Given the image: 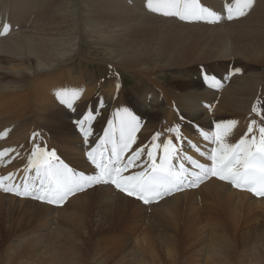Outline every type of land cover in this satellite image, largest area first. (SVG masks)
<instances>
[{
	"label": "bare ground",
	"instance_id": "bare-ground-1",
	"mask_svg": "<svg viewBox=\"0 0 264 264\" xmlns=\"http://www.w3.org/2000/svg\"><path fill=\"white\" fill-rule=\"evenodd\" d=\"M80 1H84V4L80 3L82 12L89 11L90 14L86 13L89 20H97V23L96 27L93 28H90L86 24L84 28H80L78 31L88 33V36L94 37L102 31L105 32L100 34L99 37L105 38L107 32L132 30L131 26L124 25L130 18L132 11L143 9L142 6H135L131 11L123 0H94L92 7L87 5V2L91 0ZM240 1L243 3V0ZM252 2L250 7L253 9L251 11L254 10L253 16L258 15V17H255L253 20L246 19L230 23L235 27L241 28V33L244 34L241 39L247 41L244 45L237 47L236 54L228 51V32L225 28L214 27V25L207 26L202 23H193L192 21L184 22L188 24H176L183 26L185 30L184 35H191L193 39L200 41V52L202 54H204V48H206L210 53L207 57L213 58L214 61H217V65L223 68H225L223 63H228L234 58L246 61V58L261 61L264 59V0L257 6L255 3L253 6ZM211 3L214 6L219 5L217 0H211ZM161 13L162 11L159 10V14ZM137 16L139 17L132 18L139 19L140 17H146V15ZM150 18L155 21L162 20L163 22H168L166 19ZM122 23L123 27H121ZM168 23L175 24L174 22ZM154 24L156 23L152 22L151 26ZM35 26L33 29L23 30L21 34H15L12 36L13 38L10 36L12 40H5L1 43L3 38L0 39V51H2L0 55L5 57L3 63L0 64V76L1 78L10 77L14 80L11 81L10 85L5 86L3 91L5 93H1L2 95H0V178L8 177L11 174L9 179L0 181V191L3 192L9 186L12 189L11 194L16 197L19 196L21 202L30 203V205L38 204L44 212L43 216L58 213L59 216L65 219L63 222L66 224H70L68 220L72 216L69 215L73 214L74 211L83 216L97 208L101 215L99 219L104 221L108 218L109 223H113L111 218H109L113 208L116 215L123 216V213L130 210V208L133 209L132 211H135L142 208V205H139L135 200H133L135 203L128 201L130 198L128 195H125L122 191L115 190L113 184L104 181H100L96 189H92L93 186H87L82 191L69 196L67 203L62 208L22 197L21 194H17L16 190L18 189L21 193L22 186H35L31 183L33 179L41 177L42 173H44L43 171L37 172L35 164L31 167L29 166L30 157L34 162L40 159L31 155L30 151L36 148L41 151L44 149V145H46L48 150L52 148L57 153V156L53 158L54 163L67 165L70 169H72V165L77 166L80 174L84 176H96L98 173L93 168L87 155L89 152H92L104 160L115 163L114 165L116 166L124 164L126 166L124 176H129L144 172L150 165V159L147 154L148 150L150 149L153 155L158 157L160 147L154 148L152 145L157 144L161 146L164 139L168 138V141L171 140L172 142L170 147L173 148L175 153L171 160L179 161L182 165L188 162L192 163V159L190 161L185 159V157L197 158L198 154L207 150L211 143L210 137L206 135L209 130L201 129L206 125L214 127V112L217 108H215V105L212 107L211 102L214 103L213 101L216 99V96L220 95L221 97L217 101L220 102L222 111L225 114L234 115L238 119L240 114H245L251 110V107L249 108V100L258 90L260 79L262 78L259 77L258 72L247 68L245 77L242 78L241 76L234 81L232 77L230 83L225 88L213 90L211 86L217 84L220 87L222 84V80L219 79H221V75L223 74L220 72H223V70L220 69V72L214 73V69H212L213 71L210 74L205 75L206 85L204 86L198 68L194 71L182 70L179 68L183 65L179 61H175L177 48L182 54L188 46L183 33H180V31L174 32L175 30L168 28L167 25L159 26L156 24L151 29H146L149 32V38L151 37L149 50L153 55L142 58L138 51L136 53L126 51L121 57L115 56V59H118L120 64L127 65L135 75L139 74L140 78L136 84L137 87H141L144 84L145 78L143 76L152 81L153 87L144 86L139 90H135L133 94L129 91L126 99L120 98V96H123L122 93H125L123 90L119 91V95L117 92L114 94V90L116 89L113 87L109 98L102 102L105 95L102 80L108 78L109 82L112 83L117 77L112 74L111 76L96 77L93 73L86 70L87 68H84L83 71H77L78 73L76 74L74 68H64L62 65L66 64L70 57H72L70 53L73 51L72 48L77 45V42L65 41L63 38L58 41L56 39H48L45 37L49 34L46 33L49 31L48 28H42L43 31H37L39 28L36 29ZM72 27L75 28V24ZM202 27L206 28V30ZM1 28L2 26H0ZM215 28L217 29L215 30ZM24 33L31 34L24 35ZM4 35L5 33L0 30V36ZM113 35L124 36V34ZM81 36L82 33L79 36H75L74 40H77V37L83 38ZM109 39L112 38L109 37ZM79 48L78 46L77 49ZM147 52L149 51L147 50ZM190 53L191 46H189L188 50V54ZM241 53L246 58L240 56ZM151 61L157 62L150 67L137 68V66L144 63H151ZM214 61L207 60L206 62ZM130 65L133 67H130ZM169 65L171 67L167 70L175 69V74L171 75V80L166 83L159 80V74L156 70L167 68ZM99 78H101L100 83L102 85L101 87H97L96 90L100 100V102L96 101V104L101 103V114L91 124L85 123L81 111L76 110L70 121H72L76 129L80 128L84 129V131L77 133L78 136L83 138L82 140H74L75 135L71 133L72 127L69 123L70 116L68 113L73 111L76 102L80 98L89 93L87 87H91L90 84H96ZM230 78L227 75L224 76L225 80ZM91 89L94 90L95 86L91 87ZM182 91L183 93H181ZM261 91V93H264L263 87H261ZM126 112L135 116L137 122L141 117H148L146 123H143L144 126L136 128L135 139L131 143V146L126 151H121L122 142L119 123L120 118H123ZM248 116L250 115L248 114ZM261 119L259 120L261 121ZM19 120H21L20 123L18 122ZM236 121L238 122L236 124H239L238 134L243 129L242 132L245 136H248L250 133L249 130L246 132V129L250 127L241 125L253 122L256 126L260 123L256 119H247L246 117ZM200 131L206 134H202L200 135V139H196ZM235 131L234 129L228 130V134L224 140L228 142L233 141L231 135ZM50 132L56 137V140L50 137ZM56 133H58V136ZM85 133H88V135L86 136ZM156 134H159V136L153 141V136ZM185 136L194 141L193 148L188 153H182L178 143V137ZM260 139L255 140L257 145ZM236 140H238L237 134L234 142ZM113 141L115 142L119 160H117L116 155H113ZM137 150L141 151L138 156L133 158ZM39 153L37 152V156ZM129 160L132 162L129 163ZM77 167H73L74 169H72L74 174L78 173L75 170ZM2 192H0V196L4 195ZM198 198L204 199V204H207L206 208L208 212L204 219H202L198 208L193 205V200ZM169 199L170 201L166 203ZM157 201L159 204L154 205V207L152 206L153 212L159 214L161 217L167 216L174 224L171 225L166 220L161 222L172 227L171 230L173 228L176 229L169 236L163 233L160 234V232L157 233V231L158 235L152 234L150 232L151 229L142 233L140 232L141 235L134 237L135 243L131 241V246H128V243L124 241H117L114 243L115 246L108 243L110 247L118 251L120 250L121 254L125 251L122 255L124 258H127L125 256L127 248H130L129 251L136 249L137 259L135 264H149L148 261L156 257L153 250L155 248H163L167 252V257L165 258L169 259L171 264H174L175 259L180 257L178 255V248H180L182 253L186 251L190 252L187 254L188 257L184 264H200L201 255L212 244L209 252H205L207 253L206 260L210 261V263L232 264L238 251V258L235 264H264V255H262L261 250L253 249V253H251L248 248H244L242 245L238 247L233 244L237 241L233 236L236 235L238 230L241 232L246 227L244 223L245 218L249 220V224L253 221L252 225H256L254 210L261 209L264 214V196L256 198L246 192L235 190L224 179L209 178L208 181L196 190L183 191L182 193L177 192ZM161 202H165L166 204L162 205ZM197 202L199 203V201ZM144 209L146 210V208ZM183 210H185L184 215L182 219H179V224L176 226L178 214ZM30 221L27 220L28 223ZM19 222L18 226L26 223L25 220ZM39 222H42L44 224V226L42 225L43 229H46L45 226L48 223L41 220ZM80 225L85 229L86 223L84 221H81ZM80 225L76 228L81 229ZM216 225L223 226L224 230L222 231V228H220L222 232L220 230L218 232L207 231L206 226L211 227L212 230ZM254 227L252 226L248 231H258ZM40 228L32 231V233H35L34 236H30L26 240L23 239L26 245L33 244V241L39 239L43 243L46 241L44 238L46 233ZM52 233L54 234V239L57 240V246H61L62 243L73 239L75 230L71 231L69 229L68 232H65V229L55 225L54 229L52 228ZM245 233L246 230L242 231V238H245ZM255 236H257L256 239L258 240H264V229L260 234H256ZM42 237L44 239H41ZM212 239H214V243H210L209 246L203 244L207 240ZM194 245H196L195 248H193ZM120 258L124 261L122 257Z\"/></svg>",
	"mask_w": 264,
	"mask_h": 264
},
{
	"label": "rangeland",
	"instance_id": "rangeland-1",
	"mask_svg": "<svg viewBox=\"0 0 264 264\" xmlns=\"http://www.w3.org/2000/svg\"><path fill=\"white\" fill-rule=\"evenodd\" d=\"M180 1L182 2V4H180L179 9L161 8L160 11H162V13L158 14L159 11L152 10L153 8L157 7L158 0H123L127 8L131 11L135 6L137 7L142 6L143 9L138 11H132L130 18L127 20V23L124 25V26H131L132 30H128V31L120 30L112 33L107 32L106 33L107 35L104 38V37H99V35L103 34L105 31L98 33L96 37L88 36V33H83L81 31H78L80 28H84V25L86 24H88L90 28H93L96 27V23H97V20H89L88 16L86 15V13L90 14L89 11L82 12L80 5L84 4V1L79 2V0H0V26H2L0 30H2V32L5 33V35L1 36L0 39L3 38L1 43H3L5 40L8 41L12 40L11 37L14 36L15 34H21L25 29H31V28L33 29L34 26L36 25L35 28L36 29L39 28L37 31L39 30L43 31L42 28H48L49 31H47L46 33L49 34L45 36L48 39H53V40L56 39V41H58L59 39L63 38L65 39V41H73V42L76 41L77 45H75V47L72 48L73 51L70 53L72 57H70L69 61L66 64H63L62 66L64 68H70V69L74 68V70H76V74L78 73L77 71H83L84 68H87L86 70H88L90 73H93L94 76L96 77L105 76V75L111 76V74L116 76L117 79H115L114 82L112 83L109 82L108 78L102 80L105 90L104 99L102 101L104 102L109 98L110 92L113 87L116 90H120V91L123 90L125 92L124 94L122 93L123 96H120L121 99H126L127 93H129V91L133 94L135 90H139L144 86L153 87L152 81L145 76H143L145 78L144 84L141 87H137L136 84L138 83V79L140 78L139 74L135 75L133 72L130 71L131 68H128L127 65L120 64L118 62V59H115V56L121 57L126 53V51L133 53H136V51H138L141 54L140 56H142V58H147L148 56L153 55L149 50L151 45L150 43L151 37L149 38L148 36L149 32H147L146 29L147 28L151 29L156 24L159 26L167 25L168 28L174 29L175 30L174 32L180 31V33H183L186 44L188 45L186 47V50L182 54L180 53V50L178 48L176 50L177 53L175 55V61L176 62L179 61L183 65L179 69L194 71L195 69L198 68V70L201 73L204 86L206 85L205 75L210 74V72L213 71L212 69H214V73L220 72V69L223 70V72L227 70L236 71L239 70L240 66H242V67H246V69L250 68L253 71L255 70L256 72H258L259 77H262L261 78L262 80L260 79V85L258 87V90L255 92V93L258 92L256 95H258L259 97V105L255 108V112H259L264 116V95H263L264 93H261L262 92L261 87L264 88V59L261 61L250 60L241 53L240 56L246 58L247 61L241 60L239 58H234L231 59L228 63L227 62L223 63V66L225 68H223L220 65H217V61H214L213 58L207 57L209 56L210 53L206 48H204V54L200 52V48H201L200 41H198L197 39H193V36L191 35H184L185 30L183 26L176 24V23H183V24H188V23H184L172 19L171 15L175 9L180 13L184 14V3L185 2L191 3V0H180ZM93 2L94 0L88 1L87 5L89 7H92ZM197 2L200 7L211 11L212 13H214V15L220 13L219 14L220 17L225 19V15L221 12V10L224 7L219 8L222 2L219 3L218 1L219 5L217 6L212 5L211 0H197ZM260 3H262V0H255L256 6ZM149 4H151V7H149ZM241 11H243L244 14L238 15V13ZM90 12L92 13V11ZM165 12L171 14L165 15L164 14ZM239 12L232 19L225 20L224 23L220 22L217 24V22L214 19L212 20L197 19L196 22L197 23L205 22L204 25L207 26L214 25V27L219 26L225 28L226 31L228 32V51H230L232 54H236L237 47L244 45L247 41L241 39L244 36V34L241 33V28L235 27L230 23L244 21L246 19L253 20L255 17H258V15L253 16L254 10L252 11L253 13L251 16H248V12L244 8H242ZM137 15L140 16L146 15V17L144 16V17H140L139 19H134L135 17H139ZM214 15H212L213 16L212 17L211 15H208L207 12L203 14L205 18H214ZM147 16L154 17L155 19L158 18L166 19V21L174 22L175 24L172 25V23L163 22L162 20L155 21ZM189 20L193 21L194 18L189 17ZM83 21L85 22V24ZM152 22H155L156 24L151 26ZM25 24L27 25L25 26ZM73 24H75V28L72 27ZM15 27L17 28V30H15L16 29ZM121 27H123V23ZM203 29L206 30V28ZM216 29L217 28H215V30ZM79 33L80 34L82 33L81 37L83 38L77 37V40H74L75 36L80 35ZM25 34H31V33H24V35ZM113 34H124V36L113 35ZM109 37L112 39H109ZM78 46L80 47L79 49H77ZM189 46H191L190 54H188ZM147 50L149 52H147ZM4 58L5 57L3 55L2 56L0 55V64L3 63ZM207 60L214 62H206ZM156 62L151 61V63H144L140 66H137V68L150 67ZM246 63L248 66L246 65ZM130 67L133 66L130 65ZM170 67L171 66L169 65L167 68L156 70L159 74V80L166 83H168L171 80V75L175 74L174 71L175 69L167 70ZM156 71H147V72H156ZM204 71H206L207 73ZM240 77L241 75L235 74V76H233V81ZM100 79L101 78H99L96 84H90L91 87L95 86L94 90L91 89L90 86L87 87L89 93L85 94L82 98H80L76 102L73 111L68 113V115L70 116L69 123L72 127L71 133L75 135L74 140H78V141L82 140L83 138L81 136H78L77 133H82L84 131V129H80V128L76 129L75 125L72 123V121H70V118H73V114L76 112V110L81 111V114H83L84 116L85 123L87 122L91 124L94 123L101 114V110H100L101 103L96 104V101L100 102L99 94L97 95L96 93L97 87H101L102 85V83H100ZM11 81L14 80L10 77L1 78L0 76V89H2L0 90V95H2L1 93H5L3 92L4 88L6 85H10ZM226 85L227 84L223 86ZM181 93H183V91ZM219 97L221 96L219 95ZM219 97L217 95L216 99L214 100L215 108H217L216 111L214 112V116L216 119H218V120H214L215 121L214 127L222 123L227 124L225 123L226 118L241 120L244 119V117H246L248 119L249 117L248 114L251 116L249 118L256 119L257 122L258 123L260 122L259 124L262 127H264L263 124L264 121H262L264 120V117H260L259 115H257V117H254L255 114L250 108L251 104H249V108L251 110L249 109L250 111H248L245 114H240L237 119L235 118L234 115L225 114L222 111L220 102L217 101ZM147 117L145 118L147 119ZM259 119H261V121ZM18 122L20 123L21 120H19ZM143 123L145 124L146 121H144ZM236 125L237 127L239 126V124ZM229 128L230 127H228V130H230ZM238 132H239V128L237 131H235L234 134H237ZM56 135L58 136V133H56ZM50 137L53 140H56V137L52 133L50 134ZM259 138H261V136H259ZM44 148L47 149V146L44 145ZM46 152H48V150H46ZM73 167H77V166L72 165L71 168L74 169ZM75 170L78 171L77 174H80V170L78 167ZM98 184L99 182L97 183V185ZM96 186L92 187V189H96ZM2 193H4V195L0 196V264H135L137 259V252H135L136 249H132V251H129L130 248H127L125 255L127 256V258L126 257L124 258L122 255L125 253V251L122 252L121 254L120 250L118 251L117 249L110 247L108 243L114 245V243H116L117 241L120 242L124 241L128 243L127 244L128 246H131L130 243H132L131 241L134 242V237L141 235L142 232L148 229H151L150 232L152 234L158 235L157 233L160 232V234L163 233L168 236L170 235V233H173L174 230L176 229L173 228L171 230L172 227L161 222L163 220H166L171 225H173L174 224L173 221H170V219L167 216L161 217L159 214L153 212L152 206L154 207V205H158L159 203L151 204V205L141 204L142 208L135 211H132L133 209L130 208V210H127L123 213V216L116 215L114 213V208H113L109 216V218H111L113 223H109L108 218L104 221L99 219L101 215H100V211H98L97 208H95L96 210H93L91 213L83 216H81L78 212L74 211L73 214L69 215L72 216L71 219L68 220L70 224H66L63 222L65 219L59 216L58 213H55V215L48 214L47 216H43L44 212L42 211V208L38 206V204L30 205V203L21 202L19 196L16 197L12 195L11 191H9V193H6V191L3 190ZM198 199L193 200V205L198 208V211L201 214L202 219H204L206 213L208 212L206 208L207 204L206 205L204 204L203 202L205 201L204 199L202 200L201 198ZM133 200L134 199L129 198L128 201L134 202ZM169 201L170 199L167 200L166 203H168ZM197 201H199V203ZM166 203L161 202L162 205ZM136 204L138 205V203ZM144 208H146V210ZM184 212L185 210H183L178 214V223L176 224V226L179 224V219H182ZM260 212H262L261 209L254 210V218L256 225H252L253 221L250 222L249 224V220H246V218L244 219V223L246 225L243 223V226L245 225L246 227L244 226L245 229H242L241 232L238 230V232L236 233L235 231L236 235L233 237L237 239V241L234 242L233 244H235L238 247L239 245H242V247L248 248L249 252L251 253H253V249L261 250L262 255H264V240H258L256 239L257 236H255L256 234H260L264 229V223H263L264 214L263 212L262 213ZM21 220H25L26 223L18 226L20 224L19 221ZM27 220H31V221L28 223ZM39 220L48 223V225L45 226L47 230L43 229L44 224L42 222H39ZM81 221H84L86 223L85 229H83V227L80 225ZM55 225H58L63 229H65V232H68L69 229L71 231L75 230V235L73 236V239L70 240L69 242L62 243L61 246H57V242H56L57 240L54 239V234L52 233V228L54 229ZM78 225H80L81 229L76 228ZM250 225L255 226L254 228L257 229L258 231H248L250 228H252V226L250 227ZM39 228L42 231H45L46 234L44 233L45 234L44 238L46 241L43 243V241L40 242L39 239L33 241V244L26 245L23 239L26 240V238H29L30 236H34L35 233H32V231L33 230L36 231ZM206 228L208 229L207 230L208 232L211 231L218 232L219 230L220 232H222L224 230L223 229L224 227L223 226L220 227V225L214 226L212 230L211 227L209 226H206ZM220 228H222V231ZM244 230H246L245 238H242L241 233ZM138 232L141 233L139 234ZM238 236L240 237L238 238ZM44 238L42 237L41 239ZM210 243H214V239L207 240V242L203 244L209 246ZM195 247L196 245L193 246V248ZM210 248H212V244H210V246L206 249L205 252L208 253ZM153 251L156 254L155 256L157 258L156 257L154 259L152 258L151 261H148L149 264H171L169 259L165 258L167 257L166 255L167 252L165 249L155 248ZM179 251L180 248H178V255L180 257H178L177 255L178 258L175 259L174 264L186 263V259L188 257L187 254L190 253L188 251H186L185 253H182L180 251L181 252L180 253ZM205 252L200 257L201 258L200 264L203 263L213 264L212 262L210 263V261L206 260L207 253ZM120 257H122L124 261H122ZM237 258H238V251L236 252V255L234 257V262L232 264H235Z\"/></svg>",
	"mask_w": 264,
	"mask_h": 264
},
{
	"label": "snow or ice",
	"instance_id": "snow-or-ice-1",
	"mask_svg": "<svg viewBox=\"0 0 264 264\" xmlns=\"http://www.w3.org/2000/svg\"><path fill=\"white\" fill-rule=\"evenodd\" d=\"M252 0H245V6L250 7ZM151 7V4H149ZM161 8H180V0H158L157 7L153 8V11H159ZM207 12L208 15H214L211 11L199 6L197 0H191V3H184V14L177 11L175 14L180 15L181 19L194 18L202 19L203 14ZM165 15L171 14L168 12ZM243 11L238 15H243ZM232 19V16L228 17ZM255 111V109H253ZM138 127V122L135 116L131 113H127L123 118H120L119 129L121 133V151H126L131 143L135 139V130ZM218 131L216 133V142L219 147L213 149L212 160L213 167L209 170L212 175H219L220 179L231 180L237 187L241 186V183L245 185H259L258 188H252V190L260 196H264V127L260 128L261 139L257 145L255 141H248L245 138L236 145L223 144V138L228 134V128L224 127L221 130V125L216 126ZM251 131V127L249 128ZM87 136L88 133H85ZM159 134L153 136V141L158 138ZM171 140L165 142L163 145V155L159 156V163H157V157L153 155V152L149 149L147 154L151 160V164L148 166V170L140 172L135 175L122 176V169L116 165H101L97 162L94 154L89 152L87 155L92 160V163L96 164L100 172L96 176H84L82 174H74L73 170L68 168L67 165L56 164L54 159L56 154L53 150L47 153L43 159L33 161L29 158V166L35 164L37 172L43 171L48 180V187L45 192L48 197H51L49 202H55L57 200L62 201L67 195H69L74 189H77L80 184L90 185L92 183H98L100 181H106L110 179L117 188H121L126 191L128 195L138 194L141 199H144L143 194H154L159 196L162 192H166L167 189L179 179L180 173L174 172L171 165V159L175 155L173 148L170 147ZM113 155L117 156V149L115 142L113 141ZM152 147L159 148L157 144H153ZM39 149L33 151V156H37ZM141 150H137L135 156L139 155ZM217 152L220 154L217 155ZM191 161L190 157H185ZM132 161L129 160V163ZM195 164V161H191ZM203 167L202 165H198ZM180 171H183V165L180 166ZM8 177L0 178V181L9 179ZM123 184V187H122ZM5 191H11L10 188H5ZM17 194H21L17 189ZM24 195H28V192H24ZM39 199H45L44 195L38 197ZM145 202H147L145 200Z\"/></svg>",
	"mask_w": 264,
	"mask_h": 264
}]
</instances>
